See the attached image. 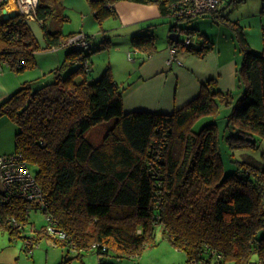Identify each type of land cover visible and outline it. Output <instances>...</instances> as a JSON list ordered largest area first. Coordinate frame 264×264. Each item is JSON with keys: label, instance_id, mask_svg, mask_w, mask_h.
<instances>
[{"label": "trees", "instance_id": "trees-1", "mask_svg": "<svg viewBox=\"0 0 264 264\" xmlns=\"http://www.w3.org/2000/svg\"><path fill=\"white\" fill-rule=\"evenodd\" d=\"M113 1L89 0L99 25L112 14ZM132 1L156 3L168 16V0ZM3 5L0 1L1 9ZM36 10L41 20L50 9L38 0ZM220 11L208 15L215 20ZM176 27L171 25L174 31ZM182 28L196 38L190 44L177 39L180 49L198 56L212 51L213 42L204 32ZM43 34L45 48L72 35L49 30ZM244 37L239 31L242 59L236 75L243 90L237 98L215 88L212 79L172 113L125 112L124 88L111 69L106 67L95 80L88 78L91 70L84 69V57L97 50L93 35L88 51L66 47L63 61L51 70L54 80L38 86L25 81L0 102V116L20 128L12 153H22L36 166L35 181L48 203L45 211L68 235L56 241L67 254L73 241L77 257L91 251L99 256L98 264H137L124 262L157 244L159 230L162 239L186 254V264H254L255 253L264 264V164L243 159L226 173L216 121L199 130L192 127L204 115L216 117L224 105L230 106L223 136L227 147L255 149L264 139V50H252ZM154 40L147 28L129 42L149 55L156 49ZM38 50L24 17L17 13L0 18V61L9 69L35 66ZM73 64L76 67L65 75ZM100 123L107 127L94 143L88 133ZM4 194L1 189L0 229L21 236L23 227L10 226L6 218L12 216L24 226L40 205L17 196L7 200ZM43 229L37 235H46Z\"/></svg>", "mask_w": 264, "mask_h": 264}, {"label": "crops", "instance_id": "crops-1", "mask_svg": "<svg viewBox=\"0 0 264 264\" xmlns=\"http://www.w3.org/2000/svg\"><path fill=\"white\" fill-rule=\"evenodd\" d=\"M41 3L50 9L46 16L41 20L37 18L27 21L39 45H46L43 34L45 30L60 31L63 35L74 34L76 31L86 34L92 32L95 35L94 44H96L97 50L90 55L92 67L88 78L95 80L101 76L106 67L110 68L114 80L124 88V91H122V104L125 112L146 110L172 113L175 109L196 97L202 89V84L212 79L216 81L215 88L219 90L230 91L240 86H238V76L236 75V60L221 59L219 49L215 50L213 48L204 56H198L179 49L176 53L182 64L169 65L167 63L170 47L168 40H171L169 34L174 30L171 29L172 24H170L167 28L166 42L164 44L157 42L155 30L152 28L160 21L161 17L166 16L161 14L156 3L114 0L109 4L112 14L104 18L101 25L95 19L91 8L93 18L87 20V15L83 14L87 12L84 6L80 12L82 16L84 15L81 19V26L69 31L63 28V22L69 16L65 14L63 8L65 6L61 0H41ZM0 11V18H4L5 12H15L12 3H9ZM86 21L91 22L90 30L85 28ZM37 24L41 25L43 29L41 39L38 37L39 31L35 28ZM96 25L97 27L99 25L97 30ZM147 28L154 32L156 44V49L149 55L135 49L129 42L133 35L137 32L141 33ZM180 35L181 32H179V39H181ZM193 37L195 39L196 35L194 34ZM208 37L214 46V40L210 35ZM67 52L68 48L64 46L52 47L36 53L43 56L42 59H38L39 73H41L38 76H30L31 74L26 75V73L16 75L8 67L2 68L0 70V102L17 90L25 81H34L35 83L36 80L42 79V76L48 75L47 73L61 64ZM35 84L37 86L41 85L40 83ZM19 130L18 125L6 115L0 116V154L8 155V153L15 150V135ZM1 189L2 184L0 183ZM43 235V232L37 235V243ZM46 236L48 235L46 234ZM49 242L50 247L45 249V258L42 264H60L67 258H71L67 264H86L84 257L89 253L96 256V264L99 262V256L95 252L85 251L83 255L77 257L72 252L67 254L66 247L58 245L52 240ZM39 245L38 243L36 247H39ZM15 248L11 258H8L9 256L7 258L0 257V264H26L27 257L21 254L20 247L16 246ZM30 252H32V249ZM40 252V248L33 250L32 258H37ZM94 261L92 260L90 263H94ZM33 264H36V260Z\"/></svg>", "mask_w": 264, "mask_h": 264}, {"label": "rangeland", "instance_id": "rangeland-1", "mask_svg": "<svg viewBox=\"0 0 264 264\" xmlns=\"http://www.w3.org/2000/svg\"><path fill=\"white\" fill-rule=\"evenodd\" d=\"M61 2L65 6L63 7L65 10V14L69 16V18L63 22L64 30H74V28H79L81 26V19L84 15L82 16V13L80 12L82 10V7L84 6L87 12L83 14L87 15V20L93 18L88 0H61ZM220 7L221 15L219 17H216L215 20L213 19L212 15H203L197 18H193L192 20H190V22L180 20L178 21V27H196L199 31L204 32L208 36L210 35L214 40V49H219L218 51L220 53L221 59L236 60L238 68L242 59V51L240 50L241 44L238 38L239 31H243L245 36L244 38H246L252 50L258 52L264 50V0H224L223 4ZM175 23L176 20L174 18L166 16L161 17L160 21H158L156 25H154L152 29L155 30L156 40L158 43L164 44L166 42L165 40L167 39L168 33L167 28L170 24ZM37 25L35 26V28L37 29V31H39L38 37L39 39H41V37L43 36V29L41 25ZM90 26L91 22L86 21L85 28L88 30ZM98 27L96 25V30ZM88 33L90 35H93L92 32ZM180 38L182 40L185 38L184 31L181 32ZM48 49L50 48H45V46L39 45V50L36 51V53ZM36 53L34 58L36 60L35 66L25 68L24 70L18 72H15L14 70L11 71V69L10 71L16 75L26 73V75L31 74L30 76H38V74H41L39 73L40 69L38 66V59L40 60V58L43 56L42 54L37 55ZM72 67L75 68L76 65L73 64L69 66V68H67V71L65 70V75L72 70ZM47 74L48 75H44V77L42 76V79L36 80L35 83L44 84L45 82L54 80L53 72L50 71ZM239 85L241 86L238 81V86ZM239 87L230 90L235 98H237L243 90L242 87ZM228 111H230V106L227 107L221 105L218 111L219 113L216 117L212 115H204L198 118L192 124V127L195 130H199L202 125L208 124L213 120L214 122L216 121V125H218L220 132L219 149L226 173L235 170L237 167L236 161H241L243 159H249L264 164V139L258 142V146L255 149H232L227 147L223 136H225L226 134L224 130V124ZM106 127L107 123H100L90 129V132L88 133L90 140L94 143H98L102 139ZM35 168L36 166H32L30 164L29 169H31L33 173H35L36 171ZM28 218V221L23 226V230H21V236L11 234L7 229H0V257L2 256L4 258H7L9 256L8 258H11L13 256L14 250L16 249L15 247L17 246L18 248L20 247L21 254L27 257L26 264H33L35 260L36 264H42V261L45 258V249L50 247V242L48 243V241H51V238L49 236L43 235L38 241V243L40 244L39 247L34 246V249L32 248V252L33 250L40 248L41 252L38 253V259H33L31 255L32 252L25 250L23 241L26 236L35 237L36 239L37 234L39 233L38 231L42 227H45L47 223L46 216L41 210H37L31 211ZM160 236V231L158 230L157 244L146 247L142 254L135 258L134 261L131 260L124 263L133 262L137 264H186V254L183 251L176 249L174 246L170 245L167 240L162 239V237ZM257 256L258 255L255 253L251 257L252 260L255 261L254 264H260ZM84 258L86 264L97 263L96 256L92 253L86 254ZM92 260L94 261V263H90ZM225 264H233V262L227 261Z\"/></svg>", "mask_w": 264, "mask_h": 264}, {"label": "built area", "instance_id": "built-area-1", "mask_svg": "<svg viewBox=\"0 0 264 264\" xmlns=\"http://www.w3.org/2000/svg\"><path fill=\"white\" fill-rule=\"evenodd\" d=\"M4 1L3 7H6L9 3H12L13 11L20 14L22 17L28 20L37 19V7L38 0H0ZM224 0H168L167 3V15L176 20L177 29L179 32L184 31L185 38L183 39L185 44H190L193 42L194 37L191 33H186L184 28L178 27V21L188 19L192 20L199 16L208 15L210 13L218 11L223 4ZM2 7V8H3ZM0 10H2L0 8ZM1 12V11H0ZM91 37V38H90ZM93 35L89 36L88 34L77 31L76 33L68 36L63 39L59 44L54 45L53 47H68L77 49L80 51H88L93 44L92 43ZM180 49L176 43L170 45L169 47V56L167 58V63L171 64H182V61L177 56V53ZM84 69L86 71L91 70V61L90 58L84 57L82 60ZM4 67H7V62L5 60L0 61V70ZM30 164L23 157L22 153H8L0 154V183L2 184V190L4 191L5 199L11 197H21L27 201L38 203L40 205L38 210H41L46 216V225L43 230L51 238L52 242L57 243L56 241H64L67 239V233L59 228L57 221L51 217L52 215L45 211L47 209V201L44 199L43 191L37 181H35V175L31 171ZM8 223L10 226L16 229H22V224L18 222L14 217H8ZM35 237H25L23 241V246L25 250L31 251V249L38 245ZM69 248L72 250L76 249L75 243L70 242ZM95 248V244L91 246ZM190 264H196L194 261H191Z\"/></svg>", "mask_w": 264, "mask_h": 264}, {"label": "water", "instance_id": "water-1", "mask_svg": "<svg viewBox=\"0 0 264 264\" xmlns=\"http://www.w3.org/2000/svg\"><path fill=\"white\" fill-rule=\"evenodd\" d=\"M15 14H17V13H16V12L6 13V12H5V14H4V18L9 17V16H13V15H15ZM169 37H170V39H171L172 41H174L175 43H177V42H178L177 39H179V31L171 32V33L169 34Z\"/></svg>", "mask_w": 264, "mask_h": 264}]
</instances>
